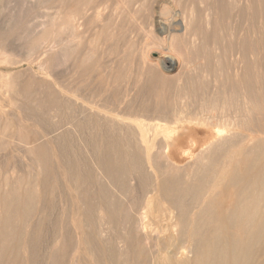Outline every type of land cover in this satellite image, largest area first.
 <instances>
[{
  "label": "bare ground",
  "instance_id": "1",
  "mask_svg": "<svg viewBox=\"0 0 264 264\" xmlns=\"http://www.w3.org/2000/svg\"><path fill=\"white\" fill-rule=\"evenodd\" d=\"M0 264H264V0H0Z\"/></svg>",
  "mask_w": 264,
  "mask_h": 264
},
{
  "label": "rangeland",
  "instance_id": "2",
  "mask_svg": "<svg viewBox=\"0 0 264 264\" xmlns=\"http://www.w3.org/2000/svg\"><path fill=\"white\" fill-rule=\"evenodd\" d=\"M16 163H18L17 162V160H14ZM59 196V193L57 192V190L53 193V195H51L50 197H49V202H50V208L51 209H49L50 211H49V216H50V218H49V216H47L48 217V221H50L49 223H50V225H52L53 223H55V220H54V218L56 217V213L54 212V211H56L57 212V207H58V205L56 204V200H59L57 197ZM53 197V198H52ZM50 198H52V199H50ZM58 203V202H57ZM54 206H57V207H54ZM54 208V209H53ZM56 219V218H55ZM52 223V224H51ZM41 252H42V250H40ZM41 252H39V253H41Z\"/></svg>",
  "mask_w": 264,
  "mask_h": 264
}]
</instances>
